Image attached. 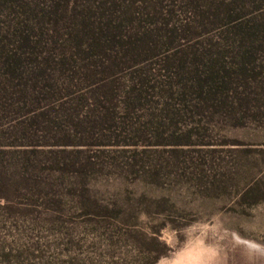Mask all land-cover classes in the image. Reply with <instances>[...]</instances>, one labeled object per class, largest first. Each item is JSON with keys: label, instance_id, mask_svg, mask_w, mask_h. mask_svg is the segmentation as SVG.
<instances>
[{"label": "rangeland", "instance_id": "374dc122", "mask_svg": "<svg viewBox=\"0 0 264 264\" xmlns=\"http://www.w3.org/2000/svg\"><path fill=\"white\" fill-rule=\"evenodd\" d=\"M25 1V65L74 62L52 51L40 93L0 89V264H264V108L192 92L188 0ZM139 38L140 60L97 61Z\"/></svg>", "mask_w": 264, "mask_h": 264}, {"label": "trees", "instance_id": "16d2710c", "mask_svg": "<svg viewBox=\"0 0 264 264\" xmlns=\"http://www.w3.org/2000/svg\"><path fill=\"white\" fill-rule=\"evenodd\" d=\"M188 3L192 14L186 71L190 88L207 109L225 111L228 116L239 112L244 120L264 108V0H188ZM27 4L25 0H17L10 1L8 7L0 5V68L6 72L0 89L5 90L4 83L15 80L14 92L21 98L33 91L40 93L48 84L52 76L45 70L40 72L37 65L46 61L52 51L59 55L60 63L71 66L74 62V54L66 55L61 49L50 47L27 53L33 59L32 65H25L26 58L20 56L15 44L35 48L27 33L35 15ZM108 39L117 41L114 36ZM136 40L118 45L123 50L121 57L117 51L102 50L105 54L97 61L103 64L107 60L109 64L102 66L107 69L140 60L147 49L141 46L142 38ZM98 48H102L100 44ZM33 73L40 78L27 84L30 78L25 76Z\"/></svg>", "mask_w": 264, "mask_h": 264}]
</instances>
